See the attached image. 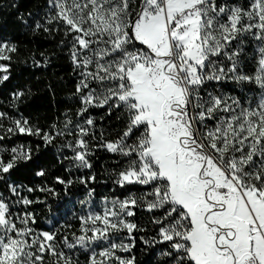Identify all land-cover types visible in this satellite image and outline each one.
<instances>
[{"label":"snow or ice","instance_id":"snow-or-ice-1","mask_svg":"<svg viewBox=\"0 0 264 264\" xmlns=\"http://www.w3.org/2000/svg\"><path fill=\"white\" fill-rule=\"evenodd\" d=\"M0 11V264H264V0Z\"/></svg>","mask_w":264,"mask_h":264},{"label":"trees","instance_id":"trees-1","mask_svg":"<svg viewBox=\"0 0 264 264\" xmlns=\"http://www.w3.org/2000/svg\"><path fill=\"white\" fill-rule=\"evenodd\" d=\"M5 3V0H0V5H3ZM20 3H22L23 5H25V7L29 10L33 9V0H20ZM21 11H24V8L20 9ZM15 23V18L12 12H3L0 11V28L4 27L5 25H8L9 27H11L13 24ZM42 43L45 44V46L47 47V42H43ZM27 75V73L25 74ZM51 75V73H49V76ZM39 95H43V93H39ZM39 103H43L42 101H38Z\"/></svg>","mask_w":264,"mask_h":264}]
</instances>
